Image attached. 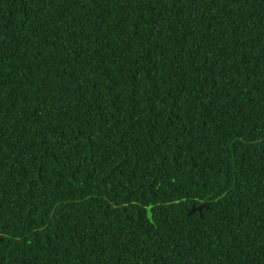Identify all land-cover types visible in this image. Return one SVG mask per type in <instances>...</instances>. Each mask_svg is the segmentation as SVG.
Here are the masks:
<instances>
[{"label": "trees", "instance_id": "16d2710c", "mask_svg": "<svg viewBox=\"0 0 264 264\" xmlns=\"http://www.w3.org/2000/svg\"><path fill=\"white\" fill-rule=\"evenodd\" d=\"M0 264H264V0H0Z\"/></svg>", "mask_w": 264, "mask_h": 264}, {"label": "water", "instance_id": "95a60500", "mask_svg": "<svg viewBox=\"0 0 264 264\" xmlns=\"http://www.w3.org/2000/svg\"><path fill=\"white\" fill-rule=\"evenodd\" d=\"M203 208H206V205H205V204H202V205H201L200 207H198L197 209H193V210L191 211V213L194 212V211H196V210L200 212L201 209H203Z\"/></svg>", "mask_w": 264, "mask_h": 264}]
</instances>
